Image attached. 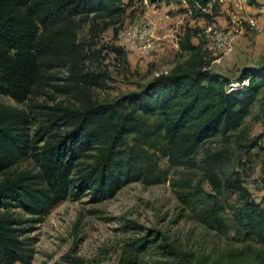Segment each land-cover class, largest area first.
Masks as SVG:
<instances>
[{"label":"trees","instance_id":"trees-1","mask_svg":"<svg viewBox=\"0 0 264 264\" xmlns=\"http://www.w3.org/2000/svg\"><path fill=\"white\" fill-rule=\"evenodd\" d=\"M184 1L198 8L212 3L213 9L218 2ZM124 13L123 0H0V95L27 103L25 108L0 103V264H23L29 258L24 220L12 208L41 215L82 189L97 200L129 182L164 181L166 173L154 154L170 166L195 165L199 146L237 130L264 88V66L242 69L235 82L210 70L211 58L186 28L178 42L185 53L181 62L135 90L100 101L92 89L105 88L108 74L85 66L99 51L81 43L78 31L85 22L104 31ZM61 67L67 68L65 78L53 72ZM245 79L249 86L243 85ZM234 83L240 87L228 91ZM49 88L69 96L71 104L38 102ZM223 155L207 156L196 184L178 182L177 198L206 227L264 246V206L239 177L220 178L215 162ZM28 157L34 158L36 171L9 172ZM203 181L212 191L203 188ZM227 191L238 199L230 213L220 199ZM257 257L264 264V256Z\"/></svg>","mask_w":264,"mask_h":264},{"label":"rangeland","instance_id":"rangeland-1","mask_svg":"<svg viewBox=\"0 0 264 264\" xmlns=\"http://www.w3.org/2000/svg\"><path fill=\"white\" fill-rule=\"evenodd\" d=\"M125 13L122 20L104 31L81 25L79 41L99 51L97 58L86 61L89 69L108 74L105 88L94 87L93 94L100 100H111L135 90L160 73L168 72L185 58L179 50V39L184 30H191V41L211 58V69L235 82L244 68L264 66V37L244 24L243 32L225 52L217 51L215 34L206 32L211 23L222 32L231 25L234 5L229 0H218L206 8L189 6L184 0H123ZM264 0H248L246 6L258 11ZM248 15H256V12ZM151 15L156 23L155 46L142 56L129 48L119 36V30ZM164 20L169 23L164 24ZM178 28L177 43L163 38L167 28ZM262 27L264 24L261 23ZM53 72L61 78L68 76L66 67ZM63 82V80L59 81ZM49 95L39 96L38 102L48 101L71 104L69 96L49 88ZM54 98V99H51ZM0 103L25 108L27 103H16L0 95ZM34 127L30 133L33 134ZM228 136V137H227ZM227 136L217 135L204 141L194 156L193 166H170L159 153L154 154L157 166L165 171L161 182L137 180L120 187L114 195L93 199L88 189L79 195L69 194L46 213L30 215L15 207L11 211L24 220L23 236L29 248V258L23 264H208L223 257V264H259L258 255L264 256V246L254 239L241 241L234 234L220 233L201 223L195 211L179 202L178 182H199L205 172L204 160L214 152L223 151L216 163L220 178L239 177L251 197L264 206V88L258 94L240 127ZM37 170L34 158L20 160L13 170ZM0 174V178L2 177ZM202 186L212 191L209 183ZM75 189V187H74ZM221 202L231 207L238 204L237 195L227 191L220 195ZM146 238L142 244L139 239ZM177 252L176 256L172 252ZM21 264V263H16Z\"/></svg>","mask_w":264,"mask_h":264},{"label":"built area","instance_id":"built-area-1","mask_svg":"<svg viewBox=\"0 0 264 264\" xmlns=\"http://www.w3.org/2000/svg\"><path fill=\"white\" fill-rule=\"evenodd\" d=\"M234 5V12L231 14V25L226 31L222 32L216 28L215 23H211L205 28L206 32H213L217 42L215 48L217 51L225 52L231 48L236 37L243 32L244 24L253 28L257 33L264 37V27L261 22L264 21V4L258 8L256 15L246 14V3L248 0H229ZM156 23L151 15H145L140 22H133L128 27L119 30V36L124 40L129 48L137 50L142 56L149 54L155 46ZM163 38L177 43L178 28L170 25Z\"/></svg>","mask_w":264,"mask_h":264},{"label":"clouds","instance_id":"clouds-1","mask_svg":"<svg viewBox=\"0 0 264 264\" xmlns=\"http://www.w3.org/2000/svg\"><path fill=\"white\" fill-rule=\"evenodd\" d=\"M242 83H243L244 86H249L250 81L248 79H245ZM237 87H240V84H235L234 83V84H232L231 88L228 89V91H232V90H234Z\"/></svg>","mask_w":264,"mask_h":264},{"label":"crops","instance_id":"crops-1","mask_svg":"<svg viewBox=\"0 0 264 264\" xmlns=\"http://www.w3.org/2000/svg\"><path fill=\"white\" fill-rule=\"evenodd\" d=\"M258 2L259 1H261V0H257ZM246 10L247 11H249V13H252V12H256L257 13V10H255V8L254 7H252V6H246ZM164 24H166V23H169V20H164V22H163ZM261 23H263L264 24V21H262Z\"/></svg>","mask_w":264,"mask_h":264}]
</instances>
